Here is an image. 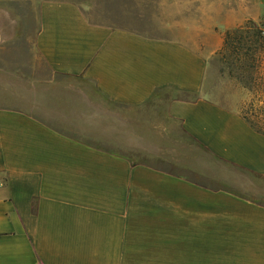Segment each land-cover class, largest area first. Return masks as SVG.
I'll return each mask as SVG.
<instances>
[{"label": "crops", "instance_id": "obj_1", "mask_svg": "<svg viewBox=\"0 0 264 264\" xmlns=\"http://www.w3.org/2000/svg\"><path fill=\"white\" fill-rule=\"evenodd\" d=\"M261 19L0 0V264H264V134L205 96L226 32Z\"/></svg>", "mask_w": 264, "mask_h": 264}, {"label": "rangeland", "instance_id": "obj_2", "mask_svg": "<svg viewBox=\"0 0 264 264\" xmlns=\"http://www.w3.org/2000/svg\"><path fill=\"white\" fill-rule=\"evenodd\" d=\"M13 9L10 6V10ZM250 22L255 24L257 30L264 31V19L247 21L243 26ZM249 46L252 48L247 57L244 56L245 50L230 56L220 51L211 59L205 96L225 108L240 111L264 132V46ZM237 177L241 183L245 180L242 175ZM253 200H260L258 202L264 204V197Z\"/></svg>", "mask_w": 264, "mask_h": 264}, {"label": "trees", "instance_id": "obj_3", "mask_svg": "<svg viewBox=\"0 0 264 264\" xmlns=\"http://www.w3.org/2000/svg\"><path fill=\"white\" fill-rule=\"evenodd\" d=\"M250 25H252L254 29ZM249 45L264 46V31L257 30L253 22L232 31H227L221 53H229L228 56H230L236 54L239 50H245L246 53L244 56L247 57V54L252 48ZM243 117L257 132L264 134V132L256 127L248 117Z\"/></svg>", "mask_w": 264, "mask_h": 264}]
</instances>
